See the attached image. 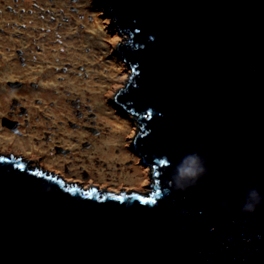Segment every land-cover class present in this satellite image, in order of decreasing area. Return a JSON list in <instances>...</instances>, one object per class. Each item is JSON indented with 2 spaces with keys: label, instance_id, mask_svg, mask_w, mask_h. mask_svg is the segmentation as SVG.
<instances>
[{
  "label": "water",
  "instance_id": "1",
  "mask_svg": "<svg viewBox=\"0 0 264 264\" xmlns=\"http://www.w3.org/2000/svg\"><path fill=\"white\" fill-rule=\"evenodd\" d=\"M105 2L155 183L82 189L0 158V264H264V0ZM192 155L204 172L179 188Z\"/></svg>",
  "mask_w": 264,
  "mask_h": 264
},
{
  "label": "flooded vegetation",
  "instance_id": "2",
  "mask_svg": "<svg viewBox=\"0 0 264 264\" xmlns=\"http://www.w3.org/2000/svg\"><path fill=\"white\" fill-rule=\"evenodd\" d=\"M84 1L86 0H0V158L17 161L32 172L55 177L65 184L82 189L95 188L104 192L145 195L147 188L140 189L131 184L141 181L142 170L147 171L148 181L152 179L153 182L147 187L151 188L155 183L149 167L144 166L134 149V139L139 131L124 138L123 148L128 158L116 160L112 167L118 175L121 172L130 174L122 177L123 184L125 180L129 181L125 184H131L128 187L117 185L118 177L98 181L96 174L90 173L85 166L79 167L76 173L71 170L69 163L63 164L59 169V157L70 153L68 148L59 145L60 128L66 127L83 136V140L79 141L81 150L92 148V140L99 138L102 133L100 125H97L96 114L92 112V116L84 117L78 109L82 102H71L76 108L73 110L75 120H59V94L63 90L60 84L64 76L83 74L88 77V63L85 62L88 55H94L92 57L97 61L94 69L98 74L93 77V82H99L102 87L108 73L103 64L113 61L124 67L122 72L127 70L125 58L120 52V47L128 43L127 34L122 32L126 43L117 46L107 47L105 34L102 42L94 41L91 32L88 29L85 31L90 21L87 22L81 7ZM93 3L99 4L102 11L101 5L108 6L105 0H94ZM111 25L110 23V27ZM97 29L100 31L98 25ZM88 43L94 44L95 51L98 52L92 51ZM63 47H68V51L72 50L66 54L71 57H62L65 55ZM66 58L71 59L66 61ZM76 62L83 64L75 65ZM73 70L81 71V74L73 73ZM99 72L103 75L100 76ZM127 81L128 79L126 84ZM121 85L122 83L110 100L103 103L108 108L113 107L116 111H121V114L128 115L115 102ZM70 93L67 92V95ZM77 100L80 101V98L77 97ZM84 107L90 112L94 111L88 105ZM47 110L56 112V118L44 114ZM131 125L134 126L133 123ZM118 153L119 150L115 149L114 154L118 156ZM99 164L107 168L105 162L93 160V166ZM133 170L136 172L131 175ZM103 182H107L106 185Z\"/></svg>",
  "mask_w": 264,
  "mask_h": 264
},
{
  "label": "rangeland",
  "instance_id": "3",
  "mask_svg": "<svg viewBox=\"0 0 264 264\" xmlns=\"http://www.w3.org/2000/svg\"><path fill=\"white\" fill-rule=\"evenodd\" d=\"M93 2L94 0H86L83 3H81V7L83 9V13L86 15L87 22L90 21V23L86 25L87 28L85 29V31H87L88 29V31L91 32V37H93L94 39L96 38V28L98 25L100 33L105 34L106 38H104L105 39L104 41L107 47H110V46L112 47L113 45L117 46V45H120V43L121 44L124 43L125 42L124 40H126V38L124 37V34L122 32L121 34H119L120 31L114 26L115 21L110 16L111 11L109 7L108 6L104 7L101 5L102 9L105 11V14H104V11L101 10L99 4H94ZM108 18H110L111 22H109ZM110 23L112 24L111 27H110ZM104 31H106V33ZM91 37H89V40L91 39ZM127 39L129 40L128 35H127ZM88 47H90L92 51L96 53L98 52L97 50L95 51L94 44L88 43ZM63 49H64L65 55L63 54L62 57L63 58L65 56L71 57V55H66V54H68V52L72 50L68 51V47H63ZM92 56L88 55V58L85 61L86 63H88L86 65L87 71H88L87 73L88 77H84L83 74H81V71H78V70H73L74 71L73 73H80L81 75L79 76H73V77L72 76L68 77L67 75L64 76V80L62 84H60V86L63 87V90H62L63 92L61 91L60 97L62 100L65 101V105H67V112L66 113L59 112V120L61 119L63 121L75 120L76 118L73 115V110H75L76 108L71 105V102L72 101L82 102L83 104L82 105L79 104L78 109L81 110L84 117H87L89 115L92 116V112H94L96 114L97 125L98 124L100 125L102 129V133L99 138L92 140V148L87 149V150H81L79 146V141L83 140V136L77 132L70 131L66 127L60 128L59 129V145H61L64 148H68L70 150V153L65 157H59V169L62 168L63 164L69 163L71 170L75 171L76 173L79 167L85 166L90 171V173L96 174L95 177L98 181H103L107 177L108 178L118 177L117 185H121V186L126 185L128 187L132 184L136 188H140V189L147 188L146 190L148 193L152 189L150 188V186L149 188L147 186L153 182H152V179L150 182L148 181L147 171L139 170L143 174V178H144V179L142 178L143 180L141 179V181L133 182L131 184H125L126 182H129L125 180V183L123 184L122 181L124 180H122V177L125 175L130 176V174L126 172H123V173L121 172V174L118 175L115 173L114 169H112L114 162L116 160H123V159L126 160L128 158L126 150L123 148V144L125 143L124 138L126 136H132V133L134 132L139 131V133H142L141 130L138 129L140 128V124H138L137 116H133L130 114L128 115L121 114L120 113L121 111H116L115 108L110 107L112 110L108 108L109 109L108 112L112 113L113 117L119 118L118 120L119 125L114 126V125L106 124L105 121L100 118L99 112L97 111L98 109L96 107L97 105L94 103V101L93 102L87 101L88 99L91 100L90 95L81 96L80 101L77 100V97H79L78 96L79 93L75 90L76 88L73 87L74 86L73 83L80 84L81 85L80 89L86 90L84 87H82V84L85 81H87V79H89L91 81L92 86H94L95 88L98 87L97 86L98 82L97 83L93 82V77H95V75L98 74V71L94 69V66L97 61ZM70 59L71 58H68V59L66 58V61ZM76 64H83V62H79V63L76 62L75 65ZM104 66L108 69V73L106 74L107 79L105 80V84H103V87L105 88V90L100 91V92L101 93L103 92L101 99L104 98V100H102V102L107 103V101L110 100V98L114 95V93L118 89L119 84L122 83L121 89L125 87L126 80L128 79V76L130 75L131 72L128 68L126 70V72L128 73L122 72V69L124 67L113 61H109L108 63L103 64V67ZM99 74L100 76L103 75L102 72H99ZM94 91L97 92V90H94ZM67 92H71V93L67 95ZM85 105L90 106L89 109L91 110V108H93L94 111H91V112L88 111L84 107ZM107 107L109 106L107 105ZM44 114H46L47 116L52 115L56 118V112H51L47 110V112ZM92 119H95V118H92ZM131 123H133L134 126H132ZM109 126H112L113 128L111 129ZM117 130H118V133H120L121 130L122 131L126 130V131L123 136L120 135V137L114 138V140L111 139V136H112L111 133L112 132L115 133L117 132ZM76 140L78 141V143H75ZM115 149L119 150L118 156L114 154ZM95 159L105 162L107 164V168H103L100 164L98 166H93V160ZM135 170H138V169H135ZM135 172L136 171L132 172L131 175L135 174ZM140 178L141 176L139 177V179ZM103 183L105 184L107 182H103ZM106 192H112V191H106Z\"/></svg>",
  "mask_w": 264,
  "mask_h": 264
},
{
  "label": "bare ground",
  "instance_id": "4",
  "mask_svg": "<svg viewBox=\"0 0 264 264\" xmlns=\"http://www.w3.org/2000/svg\"><path fill=\"white\" fill-rule=\"evenodd\" d=\"M102 38H104V34H101L100 31H98V29L96 28V38H94L93 40L96 42H102ZM113 72V71H112ZM73 87H75L76 91L79 93L78 96L79 98H81V96H86V95H90L91 96V100L90 101H94V103L97 105V111L99 112L100 118L103 119L105 121L106 124H110V125H119V118L118 117H113L112 113L108 112V107L104 105V103L102 102V93L100 91H104V87L99 85V82L97 84L98 87H94L91 84V81L88 79L87 81H85L82 84V87H84L86 90H82L80 89L81 85L78 83H73ZM80 85V86H79ZM94 90H97V92H95ZM59 112L61 113H66L67 112V105H65V101L61 99L60 94H59ZM111 129L113 128L112 126H109ZM115 128V127H114ZM126 131V130H125ZM125 131H122L120 133L117 132L115 133H111V139L114 140V138L123 136L125 134Z\"/></svg>",
  "mask_w": 264,
  "mask_h": 264
},
{
  "label": "clouds",
  "instance_id": "5",
  "mask_svg": "<svg viewBox=\"0 0 264 264\" xmlns=\"http://www.w3.org/2000/svg\"><path fill=\"white\" fill-rule=\"evenodd\" d=\"M204 172V168L200 163V158L196 155H192L185 158V161L177 169V175L175 177L176 186L183 188L189 181H195L200 174ZM261 203V197L257 190L252 189L248 193V199L245 203L242 211L254 212L256 206Z\"/></svg>",
  "mask_w": 264,
  "mask_h": 264
},
{
  "label": "snow or ice",
  "instance_id": "6",
  "mask_svg": "<svg viewBox=\"0 0 264 264\" xmlns=\"http://www.w3.org/2000/svg\"><path fill=\"white\" fill-rule=\"evenodd\" d=\"M117 199H122V197H117Z\"/></svg>",
  "mask_w": 264,
  "mask_h": 264
}]
</instances>
